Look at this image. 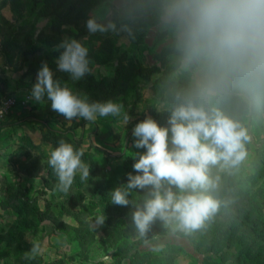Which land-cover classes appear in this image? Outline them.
<instances>
[{
	"label": "rangeland",
	"instance_id": "374dc122",
	"mask_svg": "<svg viewBox=\"0 0 264 264\" xmlns=\"http://www.w3.org/2000/svg\"><path fill=\"white\" fill-rule=\"evenodd\" d=\"M109 7L108 0H0V123L15 122L0 145V264H264V221L256 218L257 210L264 214V107L244 113L226 106L245 124L251 140L238 168L211 169L210 175L219 177V188L211 194L221 205L203 228L185 234L157 219L141 238L131 205L111 203V191L126 185L133 172L134 154L145 151L133 146L134 126L148 116L166 123L169 62L164 39L151 30L134 41L111 32L90 34L86 20ZM65 38L88 48L91 72L79 80L57 69L62 49L55 48ZM44 63L54 79L89 102L123 105L128 122L98 117L109 122L121 144H130L118 173L107 170L91 143L64 130L84 119L66 120L51 109L47 95L43 103L31 99ZM23 110L32 120L25 121ZM61 140L84 153L90 170L88 181L77 174L67 193L55 189L57 177L48 166ZM145 196L134 191L130 199L142 203ZM99 215L104 224L95 226ZM34 241L41 252L26 260L23 254Z\"/></svg>",
	"mask_w": 264,
	"mask_h": 264
},
{
	"label": "clouds",
	"instance_id": "9594fccd",
	"mask_svg": "<svg viewBox=\"0 0 264 264\" xmlns=\"http://www.w3.org/2000/svg\"><path fill=\"white\" fill-rule=\"evenodd\" d=\"M108 2L104 15L86 20L90 34L111 32L134 41L151 30L164 39L169 62L166 123L148 116L134 126L133 146L145 151L134 154L133 172L127 174L126 185L111 191L110 201L131 205V220L141 238L157 219L172 224L174 231L191 234L221 205L211 194L219 188V177L213 178L211 169L238 168L248 155V129L226 106L244 113L264 107V0ZM55 50L60 51L57 69L72 80L91 72L88 48L80 40L65 38ZM45 95L51 109L68 121L95 122L108 116L129 121L122 104L89 102L54 79L47 63L37 72L31 99L43 103ZM83 155L63 140L51 151L48 166L57 177L56 190L67 193L77 174L81 182L88 181ZM134 191L146 193L142 203L130 199ZM104 221L103 215L97 216L95 226ZM40 252L41 244L34 241L23 258L35 259Z\"/></svg>",
	"mask_w": 264,
	"mask_h": 264
},
{
	"label": "crops",
	"instance_id": "0c3cea01",
	"mask_svg": "<svg viewBox=\"0 0 264 264\" xmlns=\"http://www.w3.org/2000/svg\"><path fill=\"white\" fill-rule=\"evenodd\" d=\"M21 112L25 114V121L32 120L31 114L26 113L25 110ZM14 123L12 119L0 123V145L3 137L14 126ZM55 125L59 126L57 123ZM57 128L63 129L64 127L61 125ZM64 130L75 138H81L83 142L91 143L103 159L108 171L114 174L120 171L123 165V155L129 150L130 144H128L129 146L126 143L121 144L119 140L114 138L108 121L97 118L95 122L85 121L82 124Z\"/></svg>",
	"mask_w": 264,
	"mask_h": 264
},
{
	"label": "trees",
	"instance_id": "16d2710c",
	"mask_svg": "<svg viewBox=\"0 0 264 264\" xmlns=\"http://www.w3.org/2000/svg\"><path fill=\"white\" fill-rule=\"evenodd\" d=\"M159 123L162 124V121H160ZM106 178H107V175H106ZM119 181H120V180H118L117 183H118ZM256 218H258L259 220H263V221H264V214H262L259 210H257Z\"/></svg>",
	"mask_w": 264,
	"mask_h": 264
},
{
	"label": "built area",
	"instance_id": "2783aa9c",
	"mask_svg": "<svg viewBox=\"0 0 264 264\" xmlns=\"http://www.w3.org/2000/svg\"><path fill=\"white\" fill-rule=\"evenodd\" d=\"M4 103H6V104H7V103H8V101H5Z\"/></svg>",
	"mask_w": 264,
	"mask_h": 264
}]
</instances>
